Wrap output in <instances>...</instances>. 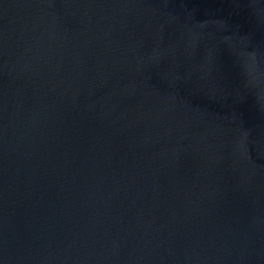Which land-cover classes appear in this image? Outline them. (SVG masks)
I'll return each mask as SVG.
<instances>
[{
    "label": "water",
    "instance_id": "1",
    "mask_svg": "<svg viewBox=\"0 0 264 264\" xmlns=\"http://www.w3.org/2000/svg\"><path fill=\"white\" fill-rule=\"evenodd\" d=\"M0 264H264V0H0Z\"/></svg>",
    "mask_w": 264,
    "mask_h": 264
}]
</instances>
